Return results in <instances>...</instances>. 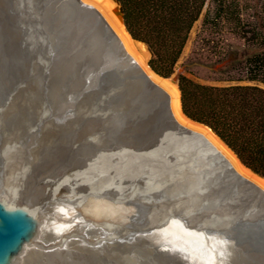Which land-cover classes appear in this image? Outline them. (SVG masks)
Wrapping results in <instances>:
<instances>
[{"label": "bare ground", "instance_id": "bare-ground-1", "mask_svg": "<svg viewBox=\"0 0 264 264\" xmlns=\"http://www.w3.org/2000/svg\"><path fill=\"white\" fill-rule=\"evenodd\" d=\"M60 1L67 2L69 6L68 14L64 15V19L68 21L65 28L70 31L69 35L76 34L80 37H86L87 49L93 53L92 62L97 65V69L102 68L101 71L98 70L99 72H97L96 68L94 69L92 66L95 70V72H92V76L100 80L106 93L104 95L105 101L102 104L101 101L96 103V106L102 108L103 115L96 110L95 118L92 114H89L90 116H86V120L83 113L79 112L81 110L78 111L84 105L77 107V109L75 105H72L69 110L76 111L74 113L78 114L73 115L72 119L69 116L68 118L62 115L59 127L52 131L51 138L56 137L55 142L59 141V136L63 131H65L64 134L70 131L72 128L70 125L80 129L87 128L84 135L88 138L87 134L91 132L89 130H92V133L99 134L98 124L104 122L100 138L109 143L114 142L116 144L115 148L119 147L120 151L131 155L133 162H138L137 158L143 161L148 159L156 161L157 156L153 157V155H159V153H156L161 147L150 148L152 153H155L151 156L147 154L149 148L142 143L144 136L141 125L138 128L139 134L136 133V136L141 139L131 143L128 141L130 144L127 141L125 143L124 140L123 142L122 139L117 142L112 141L108 131L115 127L118 129L117 132L121 133L124 138L132 137L134 134H131L132 125H124L122 121L125 118L124 112L116 106L119 96L126 97L135 92L139 93V91L143 93L142 99H145V95H149V93L162 96L167 104V119L164 118L169 125H167L169 136L165 142L168 140L171 143L170 146L166 143V148L169 151H176L177 153L180 151L179 154H184L189 162L188 166L195 165L197 167L195 171L191 168V173H198L197 175L200 178L208 174V182L212 185H214V182H218L216 183L217 186L211 188L209 196L216 201L219 207L226 210V215L223 216L224 219L232 220L235 223L231 234L224 230L227 235L220 231L213 232L210 226L212 222L210 223V221L202 222L207 232L199 231L196 228L188 230L184 228V225L179 226L177 222H175L176 224L173 223L166 214L155 213L156 210L151 205L155 200L147 194L144 201L141 200L143 204L149 202L148 215L144 217L141 212L142 207L138 205L137 209L140 210V215L143 218H135L130 212L129 205L131 199H135L132 195L138 192L126 190L131 183L140 184L136 176L133 175L134 173L120 172L115 174L119 181L127 175L131 176V181L116 190H107L102 187L101 179L103 175L101 171L98 167L93 166L92 169L88 168L94 172L95 177L91 185V192L96 203L90 204L91 212H89V218L92 222L85 217H76L67 223L55 221L53 233L45 238L34 239L23 249V252L25 251L29 258L28 264H167L166 262L176 260H183L192 264H264V181L243 169L235 155L208 129L185 119L181 111L179 91L175 86L176 84L171 83V79L161 80L153 75L146 63L145 49L131 41L122 23L111 15L114 5L110 0ZM35 13H33V17ZM36 17L41 20L39 16ZM59 22L63 25V21L59 20ZM22 31L26 37H29L27 31L24 29ZM71 36L68 41L70 44L75 45L74 38ZM36 87L38 89L46 88L43 81H40ZM68 88L67 86L59 87L57 90L54 89L53 92H56V94L65 92ZM78 89L80 88L78 87ZM62 104L61 102L60 111L64 107H62ZM43 107H50L49 103L43 105ZM107 118L112 119V123L107 122ZM116 122L119 124L115 125ZM89 124L91 125L89 126ZM93 125L96 126V130L93 129L95 128ZM80 131L83 133L84 130ZM14 132H7L5 137L14 135L10 138L16 147L19 140L15 138ZM0 137H4L3 132ZM92 140L90 141L95 144L94 149L98 152L101 151V143L95 138H92ZM156 142L161 143L159 139ZM177 144L179 145L178 148H176ZM129 145L143 151L144 156L140 157L138 155L135 157L137 150L128 151L124 149ZM55 146H57L56 143ZM186 148H189V150H186ZM189 155H191V158ZM197 161L206 165V167L201 169ZM79 162L80 167H78L80 169L85 167V164H87L86 167L89 166L87 162ZM201 171H204L203 175ZM85 172H88L86 168ZM109 187H111V184H109ZM88 188L90 189V187ZM118 189L120 191L125 190L129 196L126 195L125 198V194L119 192ZM113 193L120 196V204L108 200L107 196L112 197ZM96 205L101 213L96 210ZM185 222L189 224L187 220ZM142 228L146 229L149 234L143 232ZM139 253H147L150 256V262H145L146 260L142 259Z\"/></svg>", "mask_w": 264, "mask_h": 264}, {"label": "rangeland", "instance_id": "rangeland-1", "mask_svg": "<svg viewBox=\"0 0 264 264\" xmlns=\"http://www.w3.org/2000/svg\"><path fill=\"white\" fill-rule=\"evenodd\" d=\"M240 5L242 10L240 15L232 12L218 19H207L204 18L205 11L209 8L207 2L200 18L191 29L189 39L169 79L176 84L178 76L185 75L193 82L201 85L224 87L234 84L229 80L238 75L237 65L256 52L255 49L244 46L240 39V28L243 23L250 25L257 22L259 1L240 0ZM68 11L67 2L60 0L0 1V135L2 132L6 135L7 132L20 130L32 124L33 128L39 131L40 136L42 135L41 137H44L48 132V135L52 137L51 133L59 127L62 115L72 119L73 115L78 114L74 113L76 111L69 110L72 105H75L76 109L84 105L78 111L81 110L79 112L83 113L86 120V116H90L89 114L95 118L96 110L99 114L102 113V108L96 106V103L101 101L102 104L105 101L106 92L94 87V84L82 76L81 70L87 62L71 58L70 46L61 44L67 37L64 26L68 21L64 19V15H67ZM34 12L36 13L33 17ZM36 16H39L41 20H38ZM59 20L63 21L64 26L60 24ZM23 29L27 31L29 37L23 34ZM244 29H247L246 26ZM144 55L146 63H148L150 56L146 50ZM90 72H95V70L92 68ZM40 81L45 84V89L36 87ZM99 83L101 84L100 80ZM238 84L250 83L239 82ZM52 86H67L69 88L65 92L56 94L53 92L55 90ZM175 86L177 87V85ZM55 89L57 90V88ZM139 93L141 92L139 91ZM139 93L135 92L126 97L119 96L116 106L123 109L125 122L134 128L131 132L134 133V137H137L136 133L139 126L143 127L142 143L149 148L147 154L152 152L150 148L156 146L161 147L163 154L169 155L171 152L166 148V143L169 146L171 143L168 140L165 142L166 135L169 133V125L166 121V100L162 96H155L152 93L145 95V99H142L143 93ZM79 94L81 97H78ZM146 98L152 101V104L145 105ZM47 102L50 107H43V105L48 104ZM61 102L63 103L62 107H65V109L63 107V113L60 111ZM103 123L98 124L100 133H92V130H89L91 132H88V138L84 135L87 128L80 129L70 125L72 127H70L71 132L67 131L64 134L65 131H63L62 136H59V141L55 142L57 146L53 145L54 148L56 147L53 148V160L58 161L59 164L64 163L73 166H80L79 161L87 162L90 167H86L87 164H85V167L82 168L84 174H86L85 168L98 167L103 175L101 180L108 190L110 189L109 184L122 187L131 181L129 175L119 181L115 174L133 172L140 184L131 183L126 190L139 193L132 195L136 199L132 200L136 201L137 206L139 202L141 204L142 200L144 201L147 194V196L155 198L161 210L177 212V207L174 201L169 198L168 193L171 188L180 189L184 184L178 183L176 180H173V183L162 181L161 184L159 181L153 180L152 177L142 179L140 168L136 161H132L131 155L120 151L119 147L115 148L114 142L109 143L100 138L101 130L104 128ZM93 126L91 127L96 130V126ZM44 130L47 132L43 133ZM80 130H84L83 133ZM37 135L39 136V134ZM63 135L68 136L65 138ZM92 138L101 143V151L98 152L94 149L95 144L91 143ZM157 139L161 143L156 142ZM133 147V145L129 146V150H137L135 155L144 156L143 151ZM178 147L177 144L176 148ZM189 157L191 158V155ZM99 158H102L101 161ZM140 162L143 161L140 159ZM198 163L201 169L206 167V165ZM167 175L166 177H168ZM118 191L129 196L125 190L120 191L118 189Z\"/></svg>", "mask_w": 264, "mask_h": 264}, {"label": "water", "instance_id": "water-1", "mask_svg": "<svg viewBox=\"0 0 264 264\" xmlns=\"http://www.w3.org/2000/svg\"><path fill=\"white\" fill-rule=\"evenodd\" d=\"M110 1L114 5L111 10L112 15L124 26L121 5L117 0ZM65 27L66 26H64V28ZM65 29L67 31V37L61 44L63 46H70V49L72 50L70 52L71 58L87 62L86 66L81 70L82 76L86 77L91 84H94V87L98 89L100 88V90L106 92L99 83V80L94 79L90 72L93 67L94 69L96 68L97 72L101 71L102 68L97 69V65L92 62L93 53L87 49L88 44L85 40L86 37H80L76 34L71 36L69 35L70 31L67 28ZM70 36L74 38L75 45L70 44L68 41ZM129 37L131 41L141 45L149 54L147 47L143 43L132 39L130 35ZM153 75L161 80L169 79L161 78L155 73H153ZM171 83L175 82L171 80ZM59 87L60 86H52L54 89ZM78 97H81V94H79ZM147 100V102H144L145 105L152 102L149 101V99ZM184 117L188 121L208 129L214 137L231 151L210 128L194 122L186 116ZM111 120L112 119L107 118V122L112 123ZM122 121L124 125H128V123L125 122V119ZM117 124L119 123L116 122L115 125ZM133 129L131 132H133ZM34 130L32 124L27 125L26 128L15 130L13 134H15V138L19 140L16 146L18 149H16L13 142H11L10 137H14V135L10 136V134V137H5L4 134V137H0V157L2 160L0 162V164H2V166H0V264H28L29 258L27 254H25L26 252H23V249H25L27 244L33 242L34 239L45 238L47 235H50V233H53L54 222L57 220L58 222L67 223L73 218L85 217L92 222L89 218V212H91L90 204L96 203L91 192V185L95 179L93 175L94 172L87 169L88 172L84 174V170L78 169L80 166L78 167L64 163L59 164L58 161H54L52 158L53 145L57 138H51V136L48 135L49 132L46 133L44 137H41L39 131ZM117 130V128L113 127L108 131V134L113 141L117 142L122 139L125 143L126 141L127 143L130 141L131 143L132 141H139L141 139L134 136L124 138V136L121 133H118ZM37 134H39V136ZM166 136L168 137V135ZM124 149L129 151V147H124ZM170 152L169 155H165L163 154L162 149H160L158 150L159 155H153L155 152L148 153L150 156H157L156 161L154 159H148L145 160L146 162L142 160L144 163H139L140 158H137L138 162H136L140 168V177L142 179L144 178V180L145 178L152 177L153 180L155 179L161 184L162 181L173 183V180L184 184L182 187L179 185L181 187L180 189L171 188V191L168 193L169 198L174 201L178 211L171 212L161 210L155 198H153L155 202H152L151 205L156 210L155 213L166 214L173 223L177 222L179 226L184 225V228L188 230L196 228L199 231H205L202 222L210 221V223L212 222L210 226L213 232L217 233L220 231L226 234L224 231L226 230L227 233L229 232V234H231L235 222L229 219H224L223 216L226 215V210L219 207L216 201L209 196L211 188L215 185L217 186L216 183L218 182H214V185H212L208 182V174L205 175V177L200 178V176L197 175L198 173H191V168L195 171V168L197 167H195V165L188 166L189 162L187 161L186 156L184 154H179L180 151L178 153L176 151ZM176 153L177 155L175 156ZM231 153L233 152L231 151ZM136 156L137 155H135V157ZM237 161L239 165L251 175L264 181V178L261 175L245 167L238 159ZM201 172L203 175L204 171ZM166 175L168 177H166ZM137 181L139 182V179H137ZM88 187H90V189ZM102 187L106 188L104 183ZM117 188L120 187L111 184L110 189L116 190ZM112 195V197L107 196L109 198L108 200H111V202H114L115 204H120V196L115 193ZM135 202V200H132L129 205L132 215L139 219H142L143 216L146 217L148 215L147 210L149 208V202L144 204H140L139 202V205L142 207L141 212L143 216L140 215V210L137 209V204ZM97 205L96 210H99L100 212ZM186 220L189 224H186ZM142 231L149 234L144 228H142ZM139 256L146 260L145 262H150V256H148L147 253H139ZM240 256L242 257L243 255ZM166 263L192 264L186 263L183 260H176L174 262L169 261Z\"/></svg>", "mask_w": 264, "mask_h": 264}, {"label": "trees", "instance_id": "trees-1", "mask_svg": "<svg viewBox=\"0 0 264 264\" xmlns=\"http://www.w3.org/2000/svg\"><path fill=\"white\" fill-rule=\"evenodd\" d=\"M117 1L126 32L147 47L148 67L165 79L173 74L207 2V19L242 12L240 0ZM258 1L257 22L240 28L244 46L256 52L237 65L240 73L229 80L234 84L207 86L179 75L176 88L183 115L214 131L245 167L264 178V0Z\"/></svg>", "mask_w": 264, "mask_h": 264}]
</instances>
